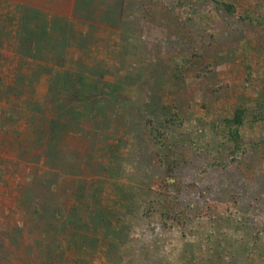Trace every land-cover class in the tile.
I'll use <instances>...</instances> for the list:
<instances>
[{"label": "rangeland", "instance_id": "obj_1", "mask_svg": "<svg viewBox=\"0 0 264 264\" xmlns=\"http://www.w3.org/2000/svg\"><path fill=\"white\" fill-rule=\"evenodd\" d=\"M0 264H264V0H0Z\"/></svg>", "mask_w": 264, "mask_h": 264}, {"label": "trees", "instance_id": "obj_2", "mask_svg": "<svg viewBox=\"0 0 264 264\" xmlns=\"http://www.w3.org/2000/svg\"><path fill=\"white\" fill-rule=\"evenodd\" d=\"M242 115H243V110L241 108H237L234 111L233 118L226 120L229 125H231L230 123L234 124V127H230V130H229L230 139L233 142L232 143L233 145L231 146V150H230L233 153V158H234L235 154L242 151L243 147H244V142L240 138L239 133H238V129L236 127L241 123ZM160 203L163 204V200H160L159 204ZM159 210L161 212V215H163L165 218H169L172 215V214L169 215V213H172V212H168L169 210L165 209L162 206H161V209H159ZM178 218L179 217H175V220L178 221L179 220Z\"/></svg>", "mask_w": 264, "mask_h": 264}]
</instances>
